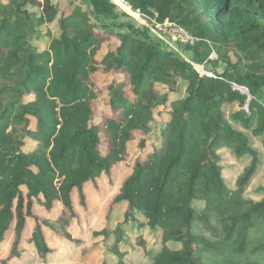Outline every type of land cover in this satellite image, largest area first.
<instances>
[{"label": "trees", "instance_id": "16d2710c", "mask_svg": "<svg viewBox=\"0 0 264 264\" xmlns=\"http://www.w3.org/2000/svg\"><path fill=\"white\" fill-rule=\"evenodd\" d=\"M86 1L98 25L82 11L59 14L50 0H0V246L13 233L2 264L23 254L27 219L28 241L41 257L51 253L44 228L62 235L60 226L77 218L73 193L85 207V186L110 179L138 136L140 154L106 223L93 233L106 247L102 264L111 254L122 259L118 243L135 216L144 221L139 228L160 231L150 264H264V188L255 190L262 193L257 201L244 196L262 165L244 130L264 150V106L253 91L264 87V77L260 82L229 63L234 76L227 68L215 79L202 77L145 27L114 22L110 0ZM129 6L158 23L196 25L200 37L256 35L264 49V0H129ZM42 39L39 50L34 44ZM157 115L165 117L158 124ZM223 153L241 167L234 178ZM57 204L63 211L57 222L34 213ZM121 204L124 221L110 229L113 207Z\"/></svg>", "mask_w": 264, "mask_h": 264}, {"label": "rangeland", "instance_id": "374dc122", "mask_svg": "<svg viewBox=\"0 0 264 264\" xmlns=\"http://www.w3.org/2000/svg\"><path fill=\"white\" fill-rule=\"evenodd\" d=\"M52 4L59 7L60 13L68 15L73 11H82L86 15V20L90 23L98 25V21L90 14L91 9L86 0H50ZM177 3L179 0H176ZM117 19L114 22H129L134 27H145L148 35L158 41L161 48L167 49L181 56L183 59L192 64L195 68L202 67L201 71L211 72L214 74H221L227 68L230 69L231 75L236 74L234 68L228 67V63L236 66L242 73H249L256 76L258 81L262 82L264 77V49L258 45V37L256 35L244 38L241 40L220 41L212 34L200 37L197 35L196 25H183L179 23H168L166 31L158 39L154 33L155 17L145 16L141 17L136 11H132L129 5H124L122 8H116ZM189 9V8H188ZM32 12H37L36 9L30 7ZM140 14V13H139ZM180 20V19H178ZM111 21H108L110 23ZM56 24L51 27L54 29ZM194 30V31H193ZM44 28L40 29V34L43 35ZM116 32H126L123 30H116ZM45 39H42L40 44L36 43L39 50L45 47ZM199 47V48H198ZM198 48V49H197ZM105 50V49H104ZM202 62L198 64L197 62ZM97 81H102L101 76H97ZM252 89V88H250ZM255 91L257 102L264 106V87L256 89ZM233 107L226 108V117H229L230 111ZM246 109V107H245ZM159 112H164L159 109ZM164 115H157L155 123L158 124ZM236 125V124H233ZM237 126V125H236ZM156 127V126H155ZM242 129L241 127H238ZM250 138L253 147L259 152L262 165L257 175L254 177L252 184L247 187L244 194L245 197L259 200L262 193L255 192L259 187L264 188V153L260 143V139L253 138L251 132L245 131ZM137 137V141L139 140ZM137 141L129 145L130 157L122 163H119L113 168L110 179L101 176L96 184H88L84 188L86 194V206L83 207L78 201L76 192L72 195L74 211L77 218L72 219L69 226L61 225L62 235H56L54 232L44 228V237L47 248L52 250L45 258L41 257L33 243L29 242L30 234L33 228V221L26 220L24 230V238L22 242L23 254L17 260L8 262L7 264H102L106 257V247L104 243L96 238L93 233L101 230L106 223L105 217L108 211V206L112 198L118 193L121 185L126 177L131 173V165L133 159L139 154L140 150L137 148ZM223 163L226 168L234 169L229 171L227 175L236 177L241 171V167L234 161V157L229 153H223ZM238 166V171L236 167ZM238 172V173H237ZM230 178V177H229ZM260 196V197H259ZM199 206L197 203L196 207ZM199 208V207H198ZM125 205H116L113 207V214L108 221L110 229H114L116 225H120L124 221ZM34 213L39 218H44L52 221H58L59 216L63 213L59 204L54 206V209L47 212L43 208L35 207ZM133 224L125 226L122 233V241L118 243L119 251L123 254L122 259L115 255H108L107 264H150V256L161 248L160 231L158 229L139 228V224H143V220L138 221L135 216ZM13 233L10 230L4 242L0 246V264L4 260L12 245ZM113 237L109 242L111 246ZM169 248L174 246L167 244Z\"/></svg>", "mask_w": 264, "mask_h": 264}, {"label": "built area", "instance_id": "2783aa9c", "mask_svg": "<svg viewBox=\"0 0 264 264\" xmlns=\"http://www.w3.org/2000/svg\"><path fill=\"white\" fill-rule=\"evenodd\" d=\"M117 8H122L124 7V5H129V0H110ZM138 13V12H137ZM139 16L143 17L141 14L138 13ZM169 22H163V23H158V22H154V27H155V31L154 33L156 34V37L158 39H164V38H161V36L163 34H165L164 32L166 31L167 27L169 26L168 24ZM192 65V64H191ZM193 69L202 77H206V78H212V79H215V75H213L211 72L209 71H205L204 69L201 71V66L200 67H197L195 68L193 65H192ZM234 89L238 90L237 89V86L236 85H232ZM243 88V87H242ZM246 89V88H245ZM247 90V89H246ZM240 91V90H239ZM247 93V91H245V94Z\"/></svg>", "mask_w": 264, "mask_h": 264}, {"label": "water", "instance_id": "95a60500", "mask_svg": "<svg viewBox=\"0 0 264 264\" xmlns=\"http://www.w3.org/2000/svg\"><path fill=\"white\" fill-rule=\"evenodd\" d=\"M238 90H240V93L241 94H245V91H247L245 88H239L237 87Z\"/></svg>", "mask_w": 264, "mask_h": 264}]
</instances>
